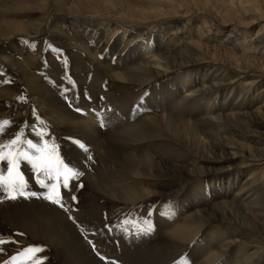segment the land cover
I'll use <instances>...</instances> for the list:
<instances>
[{
    "label": "rangeland",
    "instance_id": "374dc122",
    "mask_svg": "<svg viewBox=\"0 0 264 264\" xmlns=\"http://www.w3.org/2000/svg\"><path fill=\"white\" fill-rule=\"evenodd\" d=\"M240 1L246 5L245 0ZM244 5L237 12L240 19L252 13L244 11ZM250 5L255 7L256 13L246 16L243 21L257 17V13L264 14V0H251ZM0 18L3 22L12 19L23 22L29 29V32L16 34L12 39L0 37V122H9L0 132V144L15 139L20 133H23L21 140L46 141L50 148L55 146L56 153L66 165L81 173L69 180L68 188L60 186L61 207L44 199L47 189L36 182L37 176L46 184L54 181H49L43 173L34 172L27 160L20 161L19 171L28 185L25 192L38 195L18 196L12 200L0 190V238L17 242L0 245V264L28 245L44 246L45 250L38 254L46 257L43 264H65L69 254L66 251L81 257L89 255L93 264H202L204 250L199 243L205 230L198 231L187 242H180L170 236L171 228L187 212L210 205L223 195L224 185L235 176L231 187L233 192L235 187L242 185L249 169L231 171L227 183L226 176H195L185 180L174 194H164L182 182L163 181L153 176H133L131 179V176L122 175L119 166L103 155L93 137L105 142L109 131L131 128L137 122L146 121L148 116H173L199 123L205 116L222 114L223 103H231L234 111L240 114H249L250 117H245L247 121L258 120L264 117V111L263 115L254 114L261 101V97L257 98V91L264 83L246 88L235 82L204 91L205 88L200 89L201 84L210 80L227 81L235 75L226 71L221 73L222 68L214 71L215 67L208 65L204 66L207 72L196 66L176 68L144 83L114 77V73L128 71L149 61L150 54L173 55L182 49L183 43L180 42L183 38L179 39L180 42L178 40L181 34L165 24L148 26L142 29L144 34L141 35L130 22L61 14L54 0H0ZM235 18L241 21L237 16ZM263 23L256 21L251 30ZM32 24H35L37 33ZM190 24L192 22L186 27L185 36L192 33L193 24ZM146 50L149 51L147 55ZM184 78L189 82L187 85H181ZM250 124L232 130V135H224L232 139L229 141L244 145L249 143L245 129H251L257 132L256 138L264 140V123ZM182 128L181 138L203 132L195 126L198 134L191 133L188 127ZM37 132L46 133L43 141ZM201 138V147L216 160L210 165L219 168L233 163L234 159L227 152L234 149L218 148L206 142V137ZM167 139L142 141L135 146V152L152 155V160L158 164L176 161L177 147ZM75 141L83 144L87 151ZM229 141L225 140L224 144L227 146ZM184 155L189 156V153ZM188 162L190 168L197 165L194 159ZM0 174H7V161H0ZM259 175H256L259 183L255 200L264 202V176ZM97 181L118 191L133 188L154 192L138 201L127 202L102 193L97 188ZM43 218L56 226L59 220L61 224L68 223L78 242L68 239L59 247L43 239L39 233L33 236V230L39 229ZM21 233L23 235H19ZM220 239L218 236L207 245H212L214 251L221 246ZM236 250L233 247L224 250L213 264H235L236 259L240 260L235 256ZM258 255L252 260L255 261ZM242 258L243 264L252 261L251 258L248 261L244 256ZM255 264L263 263L258 261Z\"/></svg>",
    "mask_w": 264,
    "mask_h": 264
},
{
    "label": "bare ground",
    "instance_id": "6f19581e",
    "mask_svg": "<svg viewBox=\"0 0 264 264\" xmlns=\"http://www.w3.org/2000/svg\"><path fill=\"white\" fill-rule=\"evenodd\" d=\"M245 2L246 5L240 0H54L61 14L80 18L87 16L96 19L130 22L137 27L136 30L141 35L144 34L143 30L148 26L165 24L173 27L174 32L184 35L178 36V40L183 38L181 40L183 42L179 40L183 44L181 45L182 49L177 54H150L148 55L149 61L144 60V64L128 71L114 73V77L129 82L144 83L176 68L196 66V68L205 69L204 66L207 65L211 68L215 67L214 71L222 68L221 73L223 71L231 74L235 73L234 78L227 81L215 82L210 80L206 84H201L200 89L205 88L204 91L207 90L208 92L221 84L237 82L238 85L251 88L259 83H264V23L251 30L256 21H264V14L257 13V17L243 21L247 19L246 16L256 13L255 7L253 8L250 5L251 0H245ZM241 5H244L242 6L244 11L252 12L243 16V20L240 19L241 17L237 13L241 9ZM235 16L241 21L236 19ZM191 22L193 24L192 33L188 32V35L185 36L186 27ZM34 25L32 24L33 28H31L37 33V28ZM28 30L27 25L23 22L14 21L13 19L3 22L0 18L1 39H12L16 34L29 32ZM170 30L172 31V29ZM147 53L149 51L146 50L145 54L147 55ZM5 59H8V57L5 56ZM14 63L18 64L16 61ZM205 70L208 71V69ZM186 80L187 78L182 79L181 85L186 84L188 82ZM187 89L190 90L189 87ZM214 92L216 91L214 90ZM257 94V98L261 97V101L258 106L259 110L257 109L254 114L263 115L264 86L258 89ZM225 98L223 96L222 100L225 101ZM223 104L222 109L224 112L222 114L205 116L199 123L179 120L180 118L177 119L173 116H148L145 119L146 121L137 122L131 128L109 131L105 142L97 136L93 137V142L100 145L103 155L111 160L113 164L118 165L124 176H131V179L133 176H153L163 181L178 180L182 182V184L179 183V187L164 192V194H174L185 184V180L195 176L203 174H211L217 178H225L226 176L225 182L227 183V175L231 171L241 172L240 169H249L247 176L242 180V185L239 184L232 192L231 187L233 188L235 182V176H232L229 179L230 182L225 183L226 186L224 185L223 191H221L223 195L210 205H203L187 212L171 228L169 234L175 240L187 242L198 231L203 232L205 230L199 243L204 250V259H201L202 264H213L224 250L226 251L232 247L237 249L236 255H234L237 258L240 257V260L236 259L235 264H243V256L247 259L246 261L250 258L252 260V257L257 253L259 254L257 259L252 260L250 264L253 262L255 264L258 261L264 264V202H256L255 200L257 197L255 191L259 183L256 175H263L262 173H264V140L256 138L258 137L257 132L251 129H245L249 143L244 145L231 142L229 140L232 139L224 135H232V130L243 128L244 124L251 125L250 122L253 124L264 123V117L247 121L245 117H250L249 114H240L239 111H234L231 103ZM182 126L188 127L191 133L193 131L197 133L194 126L203 132H200L199 135H188L189 138H181ZM221 131H223V135L220 134ZM201 137H206V142L218 148L234 149L233 152H227L231 154V159H234L233 163L219 168L210 165L216 160L208 155L204 147H201ZM160 138H168L173 141L177 147L176 151L179 152L176 161L163 162L162 165L152 160L150 154L135 152V146L142 141ZM175 139L181 141L178 142ZM225 140L229 141L227 146L224 144ZM185 152L189 153L191 158L184 155ZM190 159L196 160L197 165H192L191 168L188 167L187 164ZM97 188L102 193L104 192L127 202L138 201L154 192L133 188L118 191L115 187L106 186L101 182L97 183ZM217 192H219V189H217ZM50 223L47 218H43L39 229L33 230V236H37L39 233L43 239L59 247L68 239L73 242L76 241L77 238L68 223L61 224L62 221L60 220L57 226ZM206 228L208 229L206 230ZM225 233L227 234L225 235ZM218 236L221 238L222 243L218 249L213 251L212 245L207 244H211V240ZM66 252L69 254L65 264H93V259L89 255L81 257L73 252Z\"/></svg>",
    "mask_w": 264,
    "mask_h": 264
},
{
    "label": "snow or ice",
    "instance_id": "6c2138e0",
    "mask_svg": "<svg viewBox=\"0 0 264 264\" xmlns=\"http://www.w3.org/2000/svg\"><path fill=\"white\" fill-rule=\"evenodd\" d=\"M8 123L7 120L0 122V132L4 131ZM39 123L43 124L44 122L39 121ZM22 135L23 133L17 134L15 139L0 144V161H7V174H0V190L7 194V198L12 200L17 199L18 196L29 198L38 195L36 192H25L28 185L19 171V163L21 160H27L32 165L34 172L43 173L49 181H54V183L46 184L44 180L37 176V184L41 188L47 189V193L43 198L63 207L59 191L60 186L68 188L69 180L78 177L81 173L64 163L56 153L54 145L50 148L46 141L34 143L29 139L21 140ZM36 135L43 141L46 133L37 132ZM75 143L87 151L79 141H75ZM6 242L17 243L16 241H5V239L0 238V245ZM44 250V246L41 245L24 246L9 260L3 261V264H43L46 257H41L38 254Z\"/></svg>",
    "mask_w": 264,
    "mask_h": 264
}]
</instances>
